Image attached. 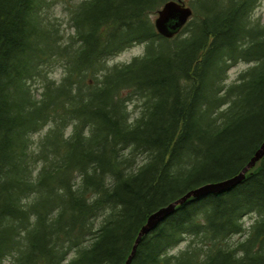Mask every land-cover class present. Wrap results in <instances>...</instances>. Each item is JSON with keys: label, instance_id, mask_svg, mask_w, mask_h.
I'll return each instance as SVG.
<instances>
[{"label": "trees", "instance_id": "1", "mask_svg": "<svg viewBox=\"0 0 264 264\" xmlns=\"http://www.w3.org/2000/svg\"><path fill=\"white\" fill-rule=\"evenodd\" d=\"M166 1H65L63 29L51 0H0V264H124L149 215L234 176L263 143L257 0H185L194 13L170 39L151 22ZM135 43L141 55L109 64ZM130 264H264V157L177 205Z\"/></svg>", "mask_w": 264, "mask_h": 264}, {"label": "water", "instance_id": "2", "mask_svg": "<svg viewBox=\"0 0 264 264\" xmlns=\"http://www.w3.org/2000/svg\"><path fill=\"white\" fill-rule=\"evenodd\" d=\"M191 11L189 8L183 6V4H178L175 2H167L158 12L157 17L154 20V26L157 32L164 37H171L180 27L186 22L187 18L190 16ZM264 156V141L251 157L249 162L241 169V171L224 181L218 183L206 184L196 190L187 193L185 196L162 207L148 216L146 223L139 230L137 237L132 245L131 252L125 262V264H130L136 248L141 241L142 237L148 234L153 228L157 226L165 217L170 215L177 204L183 203L186 199L190 197H197L209 193H216L228 189L237 185L243 178L245 172L253 167L255 163Z\"/></svg>", "mask_w": 264, "mask_h": 264}, {"label": "rangeland", "instance_id": "3", "mask_svg": "<svg viewBox=\"0 0 264 264\" xmlns=\"http://www.w3.org/2000/svg\"><path fill=\"white\" fill-rule=\"evenodd\" d=\"M51 1H53V6L51 10V13L53 14V16L60 18L63 22H66L68 18L66 17V13L63 11V8L65 6V1L76 3L77 1H81V0H51ZM251 16H252L253 21L255 22L258 21L259 23L264 24V0H257L256 5L251 11ZM154 18H155V15L151 17L152 22ZM143 50H144V44H139V43L132 44L129 47L122 50L116 56H114L111 61L112 63H126L130 61L134 56L141 55ZM247 67H248V64L244 62H238L232 67H230V69L226 71V84H230L231 82L237 80L239 73L245 70ZM55 72H56L55 76H53L54 78H56V76L59 75L57 71ZM138 104L139 103H136V105L134 106L128 105V110L130 112L131 117H134L135 115L138 114L139 112ZM101 219L102 218H97L96 220L97 225ZM255 219H256L255 213L247 214L241 218V221L246 231L249 229L250 225L255 221ZM244 236L245 234H235L230 237L229 242L234 244L237 241L242 240ZM182 238L183 239L181 242L174 245L169 250L171 254H176L179 251L185 249L189 245L191 241L190 240L191 237L189 235H185ZM4 264H9V263L5 262Z\"/></svg>", "mask_w": 264, "mask_h": 264}]
</instances>
